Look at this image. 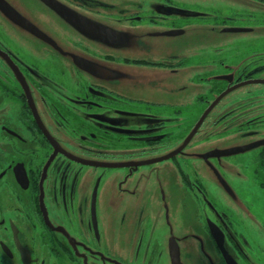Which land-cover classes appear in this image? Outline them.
Wrapping results in <instances>:
<instances>
[{
	"label": "flooded vegetation",
	"instance_id": "af4514ba",
	"mask_svg": "<svg viewBox=\"0 0 264 264\" xmlns=\"http://www.w3.org/2000/svg\"><path fill=\"white\" fill-rule=\"evenodd\" d=\"M20 1L61 27L28 51L0 22V264H264V53L120 56L141 27L264 31V0ZM58 4L102 35H79ZM120 65L155 90L120 93Z\"/></svg>",
	"mask_w": 264,
	"mask_h": 264
},
{
	"label": "rangeland",
	"instance_id": "374dc122",
	"mask_svg": "<svg viewBox=\"0 0 264 264\" xmlns=\"http://www.w3.org/2000/svg\"><path fill=\"white\" fill-rule=\"evenodd\" d=\"M13 10H16L20 13L21 18L14 17ZM41 9L37 7L36 4L31 5L25 1L18 0L15 5L6 4L5 2H0V22L5 33L10 36L13 40L16 41L20 46L27 48V50H36L32 49L36 46H43L48 48L49 45H46L43 40H41L42 33L44 37L50 38L54 35V30L61 27V24L54 18H40L34 14V12H40ZM25 16V17H23ZM16 20H13L14 18ZM31 24V26H30ZM113 28L123 29L124 26L117 25L113 23ZM35 27L39 35L35 36L30 33L31 27ZM34 28V29H35ZM149 29L146 27L137 28L135 30H126L123 33L126 34L128 38V43H126L123 48H121V55L123 57H135L142 59H154L159 60L163 59L170 55H176L185 53L187 51H191L198 48H205L207 46H215L221 47L225 45H238L240 49L232 51L230 54H238V56L242 54H251V53H264V31L262 30H254L253 32H242V33H234V34H219L209 30L208 32H199L198 30H187L184 35L180 32L176 35L172 36H162V37H154V39H150L152 37H148ZM27 38L25 41L23 38ZM41 40V41H40ZM153 43L156 46L153 49V52H150V45ZM45 46H44V45ZM171 47L167 49L169 46ZM134 46V47H131ZM49 49V48H48ZM124 51V52H123ZM116 54V52H115ZM126 54V55H125ZM116 67V66H115ZM121 67V65H120ZM125 69L123 72L124 77L132 78L135 77L138 73H132L130 69L126 67H121ZM145 72H148L145 70ZM164 75L163 73H161ZM158 74V75H161ZM160 78L158 76L155 77V85L158 89L162 84L159 82ZM120 93L122 94H130L128 91L130 80L119 79L118 81ZM137 94V93H134ZM218 172H221L220 169H217ZM216 182L221 183V181L216 180ZM249 191L253 192L252 184H249ZM222 187V185H218ZM227 196V195H226ZM242 198L246 202L248 201V197L242 193ZM228 197V196H227ZM229 198V197H228ZM252 206H253V218L257 217L259 222L264 219L263 210H264V195L259 189L255 195L253 194ZM230 199V198H229ZM233 201V199H230ZM147 210L152 209V206L146 207ZM248 211L247 209H245ZM256 226L253 222V229ZM261 232V231H260ZM260 240L262 242L263 250H264V234L260 233Z\"/></svg>",
	"mask_w": 264,
	"mask_h": 264
},
{
	"label": "water",
	"instance_id": "95a60500",
	"mask_svg": "<svg viewBox=\"0 0 264 264\" xmlns=\"http://www.w3.org/2000/svg\"><path fill=\"white\" fill-rule=\"evenodd\" d=\"M44 2L49 4L50 6L55 7L51 1L50 2L44 1ZM14 11L15 10H13V12ZM56 11L58 13L62 14V17L65 20V22L68 24V26L70 28H72L75 32H77L79 35H82L84 37L91 38V39H95V38H97V36L102 35L101 33H99V31L101 29V25L96 24V23H94V21L87 20V19L77 15L75 12H73V10H71L67 6L62 5V4H60V5L58 4ZM14 17L21 18L19 15H14ZM13 20H16V19L14 18ZM30 26H31V24H30ZM31 28H35V27L32 26ZM34 30H36V28ZM246 30L247 29H236V30H233V31L241 32V31H246ZM110 32L113 33V34L119 35V34L115 33L114 31H110ZM177 33L178 32H176V31H164V32H161L159 34H161V35H163L165 37H168V36L176 35ZM111 37H112L111 34L110 35H106V36H104L105 39L101 38V40L104 43H108V41H109L108 39L111 38ZM119 47H122V45H120ZM79 65L83 69L87 70L88 73H90V74L99 75V76L103 75V73L101 72V69L98 68L97 65L89 63V62H87L85 60L82 63H79ZM115 72L120 76L119 78L114 76L116 79H118V80L119 79H123L124 80L126 78V77L123 76L122 73L118 72L117 70H115ZM142 75L143 76H148L149 74L143 73ZM137 76H138V74H136V77ZM142 81L143 80H141V79H138V80H135V81H131L130 85H129V88H128L129 93L130 94L137 93V94H134V95H138V94H141V93L142 94H148L149 92H153L155 90L154 88H151L147 84H144L141 87L140 82H142ZM113 84L115 86L119 87L118 82H115ZM139 87H140V89H139ZM138 89H139V92H138Z\"/></svg>",
	"mask_w": 264,
	"mask_h": 264
}]
</instances>
